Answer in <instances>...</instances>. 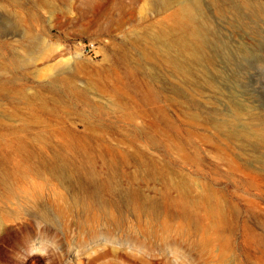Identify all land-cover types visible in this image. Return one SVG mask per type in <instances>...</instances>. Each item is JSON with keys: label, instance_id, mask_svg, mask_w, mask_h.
Returning <instances> with one entry per match:
<instances>
[{"label": "rangeland", "instance_id": "374dc122", "mask_svg": "<svg viewBox=\"0 0 264 264\" xmlns=\"http://www.w3.org/2000/svg\"><path fill=\"white\" fill-rule=\"evenodd\" d=\"M163 1L52 0L50 7L41 8L37 0H0V65L6 67V77H16V89L25 87L29 93L56 97L50 88L41 87L46 78L27 75L19 64L10 62L13 55L23 62L29 60L28 53L15 41L26 30L35 37L32 52L44 40L55 56L47 63H83L92 77L104 76L105 83L119 73L134 96L129 103L138 113L136 123L149 131L154 140L160 139L156 144L145 135L135 134L134 126L120 121L119 111L106 107L108 97L94 92L91 96H96L95 100L103 105V114L98 115L105 120L102 123L109 125L112 119L116 128L96 138L80 136L86 123L75 115L63 124L74 132H56L53 136V131L63 125L50 114L39 113L51 125L29 118L38 101L34 100V106H30L0 98V113L17 112L11 118L0 115V147L4 149L11 150L18 138H24L34 150H39L40 145L44 147L46 162H52L61 153L76 155L77 165L81 156L65 148L70 144L74 148L75 141L92 144L96 153L113 148L117 159L119 150L130 153L135 147L143 150L142 154H131L126 163H120L125 175L116 177L112 184L115 190H103L100 200L91 193L94 184L85 188L76 177L56 178L49 167L40 165L34 157L32 162L38 164L29 173L27 192L20 191L7 199V191L0 185V213L6 215L0 226V264H264V168L217 165L216 149L205 144L200 148L204 165L175 167L168 163L164 136L170 86L178 88L174 94L178 123H182V118L190 122L198 110L205 117L211 116L217 101L209 81L226 93L229 86L247 91L259 86L258 67L264 63V50L245 54L238 49L235 55L233 50L240 36L226 29L222 25L225 18L219 17L206 2L207 13L220 25L216 36L230 43L231 65L225 69L221 58L216 59L214 66L195 64L187 82L179 74L171 82L167 46L163 39L156 38L157 32L168 27L167 11L158 12L152 6V2L158 6ZM234 12L250 16L249 12ZM225 16L229 20L231 12L226 11ZM256 18L264 27V15ZM246 21L252 25L251 19ZM222 70L226 71L225 80L220 76ZM183 87H191L192 93L181 94ZM147 90L153 91L154 98L148 106L153 108L149 116L148 109L142 106ZM49 105L53 107L52 102ZM60 114L66 117L65 113ZM204 123L207 125L203 122L195 130L209 133ZM122 127L132 131L126 138L118 131ZM248 152L261 153L251 149ZM20 160V156H15L13 162ZM97 160L96 168L103 172L104 165L98 157ZM3 168L0 161V172ZM140 169L156 174V179H143L142 174L137 175ZM127 188H139L144 196H149L152 211L136 212L129 204L131 198L125 194ZM209 191L212 203L205 206L201 195ZM28 192L30 196L26 198ZM217 204L221 208L219 214L209 210ZM106 210L113 216L106 214Z\"/></svg>", "mask_w": 264, "mask_h": 264}, {"label": "bare ground", "instance_id": "6f19581e", "mask_svg": "<svg viewBox=\"0 0 264 264\" xmlns=\"http://www.w3.org/2000/svg\"><path fill=\"white\" fill-rule=\"evenodd\" d=\"M37 1V6L41 8L52 5V0ZM229 1L232 3L228 0H164L158 6H155L152 2V6L156 7L158 12L167 11L168 27L157 32L156 38L158 40L163 39L167 46V65L171 74V82H174L173 77L178 74L182 77L184 83L187 82L191 74V68L195 64L198 66L206 64L207 67L214 66L216 59L221 58L220 61L224 64L225 69H228L231 65L230 43L226 38L216 36L217 28L220 25L214 23L207 13L206 2L212 5L222 19H226V11L231 12L230 19L222 20V25L230 30L233 35L240 36V39L237 40L238 45L233 50L235 55L238 49L245 54L251 51L264 50V27L259 24V20L256 18L264 15L262 0ZM234 10L249 12L250 16L245 17L234 12ZM250 19L252 25L246 21H250ZM34 39L35 37L26 30L19 34V38L15 41L30 57L28 61L23 62L13 55L10 62L12 65L19 64L26 70L27 75L31 74L33 77L40 79L46 78V83L41 87L50 88L55 92L56 97L50 99L38 93H29L25 87L16 89L14 86L16 77H6L4 74L6 67L0 65V98L11 99V101L30 106H34V100L38 101L39 104L31 108L29 118L31 121H38L41 124L48 123L42 117L45 113L50 114L54 120L59 121L58 123H62V125L65 124L66 120L71 119L72 115H75L76 118L86 123L84 129L80 131V136L96 138L102 137L116 128L113 126L115 121L112 119H109V125L102 123L105 120L98 115L103 114L101 113L103 105L95 100L96 96H91V92H94L100 96L108 97V102L105 103L106 107L119 111L121 113L120 121L134 126L132 130L135 131V134L145 135L150 142L160 143V139L154 140L149 131L136 123L138 113L134 106L129 103V99L133 100L134 96L129 88L124 86L125 82L119 73H116L114 80L109 79L105 83L104 76L92 77L87 70V66L83 63L76 61L71 62L72 65L60 62L47 63L55 56L49 51L44 40H42L39 49L32 52L30 49L34 45ZM3 42L5 43V40ZM41 61L43 64L45 63L44 66L40 65ZM259 68H261L260 85L253 89L248 88L249 91L238 90L236 87L229 86L227 87L229 93H226V90L222 87H216L212 81H209L211 86L209 88L216 98L217 108L215 107L211 116L207 117L203 116L202 111L198 110L196 114L192 115L190 122L182 118V123H178L175 117L177 114L175 107L178 102L174 96L178 92V88L169 87L170 94L167 97L169 112L168 110L166 112L167 127L164 133L169 165L175 167L181 165L199 167L204 165V159L200 156V148L201 144H205L216 149L218 155L217 165L264 168V63L260 64ZM48 71L51 73L47 74ZM225 73L224 70L220 73L222 80H225L223 75ZM189 89L192 90L191 87H183L180 92L186 96L192 93ZM152 95L153 91H146L142 104L145 109H148L150 101L152 104L154 99ZM50 102H52L53 107H50ZM86 107L89 108V111ZM40 112L42 115L39 114ZM60 112L65 113L66 117H63ZM146 112L149 116L153 112V108H149ZM183 112H186V110L183 109ZM0 115L11 118L17 115V112L4 111ZM202 121L207 123V125L204 123L209 130L207 134L195 130L203 126ZM187 124L193 125L194 128L188 127ZM48 125L51 124L48 123ZM74 131L69 126L63 125L56 128L52 134L55 136L56 132L70 133ZM118 131L125 138L132 133L124 127L118 128ZM74 144V148L70 146L71 144L65 145V148L81 156L82 159L79 165L75 164L74 157L76 155L66 154L65 156L61 153L56 154L52 162H46L43 158L44 147L40 145L39 150H34L33 145L24 138H18L16 147L11 150L0 147V161L2 167H4L3 171L0 172V185L7 191V199L13 198L20 191L27 192L25 184L30 180L29 173L35 171L38 164L32 162L34 157L38 158L40 165H44L46 168L49 167L56 178L76 177L85 188H89L94 184L95 190L91 193L99 198L103 190L113 192L115 190V186L112 185L113 180L118 176L125 175V169L121 164L126 163L131 154L140 155L143 152L140 147H135L131 153L126 150H119L120 158L117 159L116 155L118 154L115 153L116 151L113 148L106 149L102 154V151L96 153L92 144L79 141H75ZM232 147H236L238 151L236 152ZM248 148L253 151L260 150L261 153L259 155L251 154L248 152ZM106 154L109 157H106ZM245 155L246 157H244ZM15 156H20L21 160L14 163ZM97 157L104 165L103 172L96 168ZM71 164H75L72 169L70 168ZM138 173L143 175V179L147 177L156 179L157 176L151 171H143L142 169L137 172V175ZM181 184L187 185L186 182ZM175 187L181 190L179 185H175ZM124 191L131 198L129 204L133 205L136 212L143 209L147 213L152 211V199L149 196H144L139 188H127ZM211 194L209 191L201 195L205 206L212 203L213 197ZM29 196L30 192L26 194V198ZM149 199L150 201H148ZM209 210L215 214L221 212L218 204L216 206L211 205ZM105 212L109 216L113 214L110 210ZM5 220L6 215L0 213V226Z\"/></svg>", "mask_w": 264, "mask_h": 264}]
</instances>
